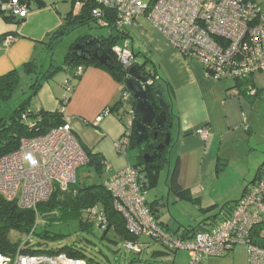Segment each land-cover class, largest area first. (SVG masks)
Segmentation results:
<instances>
[{"label":"crops","instance_id":"crops-1","mask_svg":"<svg viewBox=\"0 0 264 264\" xmlns=\"http://www.w3.org/2000/svg\"><path fill=\"white\" fill-rule=\"evenodd\" d=\"M44 1V6L29 8L21 23L0 15V76L20 70L22 79L27 75L23 67L31 61L41 64L43 69L54 65L51 34L65 25L69 12L78 15L80 11L64 12L59 2ZM126 33L136 63L142 64L148 57L159 76L168 82L180 121L173 131L169 162L174 153L179 182L187 190L182 194L192 197L186 199L170 191L166 203L159 199L148 201L151 210L159 225L174 235L198 226L200 230L216 226L257 181L264 164L263 115L259 118L253 103L235 94V80H214L208 76L200 61L183 56L144 18L126 29ZM10 35L16 39L6 43ZM83 36L87 35L76 37L68 48ZM63 62L57 61L54 66ZM67 78L70 75L63 69L44 80L30 106L48 112L62 111L81 144L103 156L104 176L133 165L131 154L117 148L118 143L125 141V122L115 113H104L120 100V84L106 70L92 65L84 67L80 78L73 81L71 92L64 85ZM252 78L256 88L264 92V71ZM204 129L207 135L203 134ZM184 251L173 252L172 264H189V254ZM158 253L163 252L153 255ZM202 264H249L248 250L239 245L222 257L205 258Z\"/></svg>","mask_w":264,"mask_h":264},{"label":"built area","instance_id":"built-area-1","mask_svg":"<svg viewBox=\"0 0 264 264\" xmlns=\"http://www.w3.org/2000/svg\"><path fill=\"white\" fill-rule=\"evenodd\" d=\"M78 1L82 5L87 2L95 5L92 16L101 26L109 25L105 14L107 9L114 12L115 23L123 31L144 18L183 56L200 61L206 74L214 80L236 81L264 71V5L259 0ZM2 9L20 18H26L28 14V8L18 0L3 5ZM15 39L10 35L5 42L11 43ZM112 49L124 68L131 69L136 65L128 35H124ZM83 70L78 66L77 74H82ZM152 83L150 79L144 86ZM64 85L68 92L73 90L70 78ZM120 88V99L129 106L125 118V141L117 144V148L123 150L129 143L127 137L135 124L136 110L131 106L135 98L127 83L120 84ZM101 119L102 115L98 122ZM202 132L208 134L206 129ZM88 162L70 122L65 121L45 135L22 138L17 150L0 157V196L17 201L23 207L36 209L55 191H68L77 181L78 169ZM143 181L144 174L140 168L131 165L105 180L106 188L115 198V207L125 216L132 233L156 239L168 250L187 251L189 264H202L208 257H222L239 245L247 248L249 264H264V247L255 244L252 238L256 226L264 225V168L227 219L188 237L174 236L155 221L147 206ZM89 214L97 219L99 225L104 221L97 207L90 209ZM125 246L141 252L143 244L127 242ZM0 264L87 263L64 253L49 256L17 252L14 256L0 254Z\"/></svg>","mask_w":264,"mask_h":264},{"label":"trees","instance_id":"trees-1","mask_svg":"<svg viewBox=\"0 0 264 264\" xmlns=\"http://www.w3.org/2000/svg\"><path fill=\"white\" fill-rule=\"evenodd\" d=\"M11 1L12 0H0V15L4 16L8 21L21 23L25 18L14 16L10 12L2 9L3 5L8 4ZM18 1L21 5H25L28 10L33 6L41 7L45 5L44 0ZM94 7V4L87 2L82 5L78 15H73L69 12L66 16L65 25L51 34L49 40L51 55L60 40L71 33L74 28L89 25L92 22L97 23V20L92 16V10ZM105 14L106 20L109 22V25L105 27H109L111 33L108 37L102 36L100 38H102L101 45L103 50L109 56L110 67L103 65L98 61H85L78 59L74 53V45L76 43H73L70 46L64 57V62L60 66H54L52 64L48 69H43L35 61L27 63L23 67V71L26 74H34L35 80L30 84V94L21 101L9 115L0 119V157L17 150L22 138L45 135L52 128L65 123L62 111L48 112L42 109L37 111L36 108L30 106V101L37 93L41 83L44 80L53 77L58 71L65 69L70 75L71 83L73 84V81L79 79L81 76V74H77V67L82 66L84 68L92 65L106 70L119 84L127 83V80L131 77L130 69H126L122 66L112 49L113 45L120 42L127 33L116 25V16L114 12L107 9ZM90 38H92L90 35L83 36L79 39V42ZM135 64L146 81L150 79L153 80L152 84L146 85L148 99L154 106L156 113L159 114L165 111L167 118L164 130L158 132V137H156L155 134L156 124H153L152 127L148 128L149 138L146 141L138 143L135 137V129L137 122L141 118L136 111L135 124L131 134L127 137L129 150H120L125 153L129 152L131 155L133 150L136 151L137 154H133L135 163H133L132 166L139 167L140 172L144 174L142 188L144 191L148 192L152 185L153 169L151 168V164L145 161L144 155L146 153H152L153 148L160 142L164 141L166 138V132H170V144L166 146L162 152V163L165 165V163L169 161V154L174 141L172 136L173 131L175 130V127L179 125L180 121L179 115L174 108L172 92L168 86V82L159 76L151 59L146 57L144 63ZM149 64L151 67H148ZM20 82V70H12L9 73L0 76V106L9 103L17 91ZM145 83L142 84L145 85ZM252 89L255 90L254 94H252ZM157 90L162 92L164 101L166 102L163 107L160 106L157 99ZM234 92L237 95L247 98L251 103L254 102V99L264 93L256 88L252 76L237 78ZM131 106L136 110L135 100L132 101ZM128 107V104L120 99L116 104L107 108L104 113H115L125 122L126 113L129 111ZM170 125H172V128ZM82 147L89 160L86 166L93 169L96 175L102 178L105 173L103 156L99 153H93L83 144ZM263 168L264 164L260 168L258 178L260 177ZM169 189L172 193L177 195H183V192H187V190H183V187L179 182L178 165L175 167L172 174ZM183 196L186 199H192L190 195ZM114 202L115 198L106 188L105 181L103 182V180L93 184L86 182L79 183L76 181L71 185L68 191H55L48 201L38 204L36 209L23 207L19 205L17 201H10L3 196H0V254L14 256L17 252H20L25 255L45 254L53 256L64 253L71 258L83 259L87 264H113L109 254L111 252L115 254L122 252L121 249H115V245L125 244L127 242L147 244L146 242L140 241V237L145 235H135L128 229L125 216L115 207ZM147 206L153 214L155 221L158 223L157 217L151 210L148 200ZM95 207L102 212L104 218V221H102L100 225L97 219L92 218L89 214V210ZM42 221H45V226L43 228L42 225H40ZM74 221L77 222L78 230L84 235L81 236L79 240L76 239L71 243L61 244L56 247L50 246L52 244H59V242L64 241L70 234V232L64 234L55 231L54 228H56V225ZM203 223H206V221ZM103 226H105V228H103ZM263 227L264 226L262 225L256 226L254 233L252 232L254 243L261 247H264ZM11 231H17L22 235H26L27 238L24 240L25 243H23V241H11L9 237ZM187 231L188 232H182L180 235H176L177 233L175 235L169 233L174 236L188 237L192 236L195 232L200 231V228L198 226ZM31 234L33 238L32 240L29 238ZM94 237L101 241L105 247L107 245L109 252L107 249L105 250V247L103 246L97 248L95 246V240L93 239ZM154 240L157 241L156 239ZM169 251L176 252L172 250ZM135 260L136 259L132 262H135Z\"/></svg>","mask_w":264,"mask_h":264},{"label":"rangeland","instance_id":"rangeland-1","mask_svg":"<svg viewBox=\"0 0 264 264\" xmlns=\"http://www.w3.org/2000/svg\"><path fill=\"white\" fill-rule=\"evenodd\" d=\"M54 1H56L57 3L59 2L64 12L73 9L72 11L76 13L75 11H77V9L78 11H80L82 7V3L78 0H54ZM259 1L263 2V5H264V0H259ZM110 33H111V30L109 27L101 26L95 22H92L89 25H83V26L74 28L71 31V33H69L65 38L60 40V42L56 46V49L54 50L53 55H52L54 65H55V62L57 61L62 62L64 60V57L69 50L68 47L70 43L74 42L76 37L81 36V35H90V36L92 35L93 37L95 36L108 37ZM40 65L41 64H39V66ZM34 80H35L34 74H27L21 79L19 87L17 91L15 92L13 98L9 101L8 104H2L0 106V119L9 115L11 111L30 94V91H31L30 84ZM253 105H254V110L258 114V116L262 113L263 119L261 120V122L263 123L264 122V93L261 94L256 99H254ZM128 148H129V144L125 145L123 149L129 150ZM132 152L133 153L131 156L132 158H134L133 154L136 155L137 153L134 150ZM176 158L177 157L173 153L171 156L170 162L168 161L167 163H165V165H163L159 169H153L152 185H151L150 190L147 192V196H146L149 202H153L157 199L161 200V202L163 203L167 202V199L170 195L169 184L171 183L172 174L176 167ZM107 178L108 177L104 175L102 178H100L99 176L96 175L93 169L88 168L87 166H82L77 171V181L79 183L86 182L89 184H93V183H98L102 180L104 182L105 180H107ZM166 215L170 217V213L168 211H166ZM40 225H42V228H43L45 226V221L44 222L42 221ZM54 229L55 231L57 232L59 231L64 234L66 233L68 234L70 232L69 236L64 241L59 242V244L50 245L54 247L59 246L61 244H65V243H71L72 241H75L76 239L79 240V238H81V236L84 235L81 231L78 230V225H77V222L75 221L56 225V228ZM9 237L11 241L13 242L23 241V243H25L24 240H26L27 238L26 235H22L17 231H11L9 234ZM145 238H148V237L141 236L140 240L141 242L149 243V246H147V244H143L141 253H136V252L128 250L125 247V244L115 245L114 246L115 249H121L122 252L119 254L118 253L115 254L111 252L109 254V257L112 259L113 264H172L173 263L174 261L173 252L167 250L160 242L155 241L152 238L151 239L148 238L147 240ZM32 239L33 238H31V240ZM93 239L95 240V246L97 248H101L102 246L105 247L102 244V242L99 241L97 238L94 237ZM106 249L108 251L107 245L105 247V250ZM157 251H162L163 253H158L157 255L154 256L153 253ZM184 252H187V251H184ZM134 259H136L135 262H132L134 261Z\"/></svg>","mask_w":264,"mask_h":264},{"label":"water","instance_id":"water-1","mask_svg":"<svg viewBox=\"0 0 264 264\" xmlns=\"http://www.w3.org/2000/svg\"><path fill=\"white\" fill-rule=\"evenodd\" d=\"M102 38L92 37L84 43H77L74 46V53L78 59L85 61H98L103 65L110 67L109 56L104 52L101 45ZM95 45L93 50H88L86 47ZM131 77L127 80L129 89L134 93L136 101V111L140 116V120L136 124L135 137L138 143L146 141L149 138L148 128L156 124L155 128L163 129L166 123L165 111L157 114L154 106L148 99L147 88L142 84L145 83V78L140 74L137 65L130 69ZM157 99L161 107L165 106L163 94L157 90ZM172 128V125H170ZM170 144V134L168 133L164 143L159 144L153 148L152 153H146L144 159L151 164L152 169H159L162 167V152L165 146Z\"/></svg>","mask_w":264,"mask_h":264},{"label":"flooded vegetation","instance_id":"flooded-vegetation-1","mask_svg":"<svg viewBox=\"0 0 264 264\" xmlns=\"http://www.w3.org/2000/svg\"><path fill=\"white\" fill-rule=\"evenodd\" d=\"M87 40H89V39H87ZM87 40L82 41V42H80V43H84V42H86ZM75 43L77 44V43H79V42L77 41V42H75ZM76 44H75V45H76ZM75 45H74V46H75ZM86 48H87L88 50H93V49L95 48V45H93V46L90 45V46H87ZM164 126H165V125H164ZM151 127H152V126H151ZM149 128H150V127H149ZM155 129H156V128H155ZM162 130H164V127H163V129H161V130H158V129L155 130L156 137H158V132H160V131H162ZM168 133L170 134V132H166V138H167ZM166 138L164 139V141L160 142L159 144L164 143L165 140H166ZM170 139H171V135H170ZM159 144H158V145H159ZM167 146H168V145H167ZM165 147H166V146H165ZM165 147H164V148H165ZM163 150H164V149H163Z\"/></svg>","mask_w":264,"mask_h":264}]
</instances>
